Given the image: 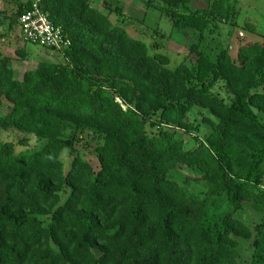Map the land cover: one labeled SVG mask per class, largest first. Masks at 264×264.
Here are the masks:
<instances>
[{
    "label": "trees",
    "instance_id": "1",
    "mask_svg": "<svg viewBox=\"0 0 264 264\" xmlns=\"http://www.w3.org/2000/svg\"><path fill=\"white\" fill-rule=\"evenodd\" d=\"M190 1L147 0L173 32L197 33L173 67L132 34L120 4L116 23L91 0L19 4L17 20L37 2L70 46L57 52L65 62L21 78L0 55V264H238L240 239L249 264H264V38L234 58L210 39L233 23V1ZM193 107L208 129L188 148ZM9 129L40 143L17 152L1 139ZM86 138L96 168L77 150Z\"/></svg>",
    "mask_w": 264,
    "mask_h": 264
},
{
    "label": "rangeland",
    "instance_id": "2",
    "mask_svg": "<svg viewBox=\"0 0 264 264\" xmlns=\"http://www.w3.org/2000/svg\"><path fill=\"white\" fill-rule=\"evenodd\" d=\"M26 0H0V55H9L13 58V67L16 69V77L21 78L23 73L34 69L41 60L53 62H65V58L57 57V51L24 42L20 37L17 24V10L20 3ZM92 8L99 10L103 15L109 14L113 22H118L125 17L126 26L134 36L149 44L150 53H163L170 58V66H176L187 53V46L196 42L197 33H187L186 37L181 32L174 31L170 18L148 5L147 0H91ZM235 18L232 22L220 23L219 30L210 35L214 42L222 44L225 48L230 46V53L235 58L237 49L247 43L261 42L264 38V0H232ZM210 0H191L189 6L192 9L207 8ZM153 4H162L161 0H152ZM120 4L123 7V17L117 16L115 7ZM173 33V34H172ZM172 34V36H170ZM23 50L26 57H20L16 51ZM222 92V91H221ZM2 113L6 108L0 109ZM208 113L198 107H193L188 113V120L193 121L196 130L192 134H182L185 145L188 148L195 146L197 138L204 137L207 126L202 117ZM259 120L264 124V118L259 115ZM1 139L14 143L16 151L33 149L39 145V141L32 135L9 129L1 132ZM78 152L84 159L91 162L96 168L95 144L86 138L76 144ZM73 155L67 151L61 154V160L66 171L70 166ZM185 172V170H182ZM67 192L62 194L65 199ZM239 217L250 228L258 220V215L250 206H244L239 212ZM46 223V221H45ZM248 242L240 239L238 264H249L251 250L247 247Z\"/></svg>",
    "mask_w": 264,
    "mask_h": 264
},
{
    "label": "built area",
    "instance_id": "3",
    "mask_svg": "<svg viewBox=\"0 0 264 264\" xmlns=\"http://www.w3.org/2000/svg\"><path fill=\"white\" fill-rule=\"evenodd\" d=\"M17 22L20 37L24 42L61 54L70 46V40L62 28L51 22L48 14L41 10L37 2L33 3L30 10L21 14Z\"/></svg>",
    "mask_w": 264,
    "mask_h": 264
}]
</instances>
